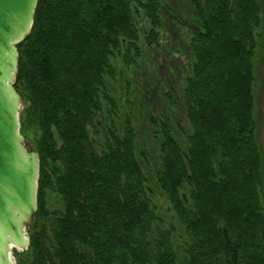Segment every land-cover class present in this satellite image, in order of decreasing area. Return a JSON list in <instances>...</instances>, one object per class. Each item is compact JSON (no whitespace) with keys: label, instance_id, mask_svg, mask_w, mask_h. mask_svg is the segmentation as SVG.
<instances>
[{"label":"trees","instance_id":"16d2710c","mask_svg":"<svg viewBox=\"0 0 264 264\" xmlns=\"http://www.w3.org/2000/svg\"><path fill=\"white\" fill-rule=\"evenodd\" d=\"M181 1L192 8L185 125L165 109L151 117V165L130 113L103 150L88 128L122 106L111 86L117 62L128 101L137 43L158 44L162 1L37 0L30 33L16 45L13 84L24 103L20 133L39 157L37 210L15 264H264V162L253 116L261 6ZM50 195L61 209L47 207Z\"/></svg>","mask_w":264,"mask_h":264},{"label":"rangeland","instance_id":"374dc122","mask_svg":"<svg viewBox=\"0 0 264 264\" xmlns=\"http://www.w3.org/2000/svg\"><path fill=\"white\" fill-rule=\"evenodd\" d=\"M161 1L160 14L163 26L157 30L158 44L149 49L143 40L137 43V46L141 50V54L138 56L140 67L136 68L135 72L129 71L128 73L129 78L133 81V84L131 82L130 84L134 89L129 91V99L126 102L123 99L125 98L123 82L126 71L122 68L120 62L114 64L117 67V80L113 82L111 86L115 94L114 98L116 97L117 100L121 102L120 105L122 106L120 110L115 113L109 112L111 114L114 113L115 119L112 121L118 123L119 127L124 124L127 113L134 116V125L138 135H140L139 141L148 153V160L151 165L157 163L158 151L157 145L152 139V132L155 129L150 119L151 117L160 119L162 110L165 109L166 114L175 124L185 125L181 89L191 61V51L189 47V31L191 30V26L189 24L187 25L185 19L190 18L192 8L187 2L181 0ZM257 1L261 6L262 16L261 24L257 30L254 56L255 83L253 87V116L256 124V141L264 162V0ZM140 16L141 17L136 15L134 19L135 22L142 25V27H139L142 34L143 31L148 32L150 25L142 15ZM159 66L160 69H158ZM152 69L156 70L153 74H150L149 72H151ZM149 79H151L152 84L153 81L155 82L156 86L153 84L154 88L152 84H148ZM143 86H146V89L143 88ZM163 92H169L172 95V103L165 99L162 95ZM150 93L154 96L153 100H150V98L147 99ZM133 95L134 97H132ZM23 107L24 103L21 102L20 114L22 113ZM104 114H106V110ZM25 141L27 146L32 149V144L26 139ZM145 162L141 161L146 174L151 176L152 168L148 170V168L144 166ZM156 202L159 206V210L162 211L164 208L162 202L158 200ZM13 259L15 263L14 255Z\"/></svg>","mask_w":264,"mask_h":264},{"label":"water","instance_id":"95a60500","mask_svg":"<svg viewBox=\"0 0 264 264\" xmlns=\"http://www.w3.org/2000/svg\"><path fill=\"white\" fill-rule=\"evenodd\" d=\"M37 0H0V264L29 245L27 224L37 209L39 158L20 134L21 97L14 89L16 45L31 30ZM136 14L140 12L133 6Z\"/></svg>","mask_w":264,"mask_h":264},{"label":"flooded vegetation","instance_id":"af4514ba","mask_svg":"<svg viewBox=\"0 0 264 264\" xmlns=\"http://www.w3.org/2000/svg\"><path fill=\"white\" fill-rule=\"evenodd\" d=\"M136 15L141 17L140 14H136ZM136 26L138 29H139V27H142V25L137 23V22H136ZM158 69H160V66L158 67ZM155 70L156 69H152V71L149 73L153 74ZM132 72H135V70H133ZM148 84H152L151 79L148 80ZM153 84L156 86L154 81H153ZM153 84H152V86L154 88ZM153 98H154V96L151 93L150 100H153ZM119 110H120L119 107L117 108V110L113 109L114 113L119 111ZM114 113L113 114H111L109 112L106 114L103 113L101 115V117L99 115H97L96 118L94 119V126L91 128H88V133H89V136L91 138L92 144H93V146H95L97 148V150L98 149L103 150V148L106 146V143L111 141L109 138H108V140L105 139L106 136L108 135V132L111 129H115L116 131L119 132L118 123H114L113 121H111V119L112 120L115 119ZM39 172H40V164H39ZM38 180H39V176H38ZM37 189H38V183H37ZM36 201H37V196H36ZM47 207L53 211L61 209L62 205H61L60 199L56 196L54 197V196L50 195V200L47 202Z\"/></svg>","mask_w":264,"mask_h":264}]
</instances>
